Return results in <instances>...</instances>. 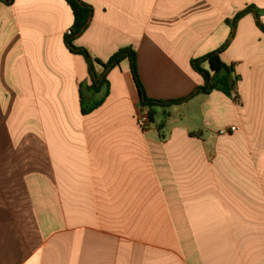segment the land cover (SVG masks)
<instances>
[{"label": "crops", "instance_id": "1", "mask_svg": "<svg viewBox=\"0 0 264 264\" xmlns=\"http://www.w3.org/2000/svg\"><path fill=\"white\" fill-rule=\"evenodd\" d=\"M81 1L93 12L75 46L102 62L131 47L153 99L203 85L190 61L226 42V20L253 6L264 25V0ZM72 22L65 0L0 1V264H264V34L254 15L236 22L220 56L238 101L214 90L171 106L162 132L137 125L127 60L82 114L86 63L63 42ZM82 91L87 105L100 98Z\"/></svg>", "mask_w": 264, "mask_h": 264}, {"label": "trees", "instance_id": "2", "mask_svg": "<svg viewBox=\"0 0 264 264\" xmlns=\"http://www.w3.org/2000/svg\"><path fill=\"white\" fill-rule=\"evenodd\" d=\"M1 2L10 5L14 0H0ZM73 15V22L69 29L71 33L65 35L63 42L67 50L75 55L83 57L86 63L87 74L89 76V84L84 87L81 86L80 99H81V112L86 115L99 107L104 98L108 95V80L109 72L119 64L127 60L129 63V70L135 84V88L139 98V105L141 110L147 111V116L150 124H155L158 132H162L164 128L165 119L169 116L167 109L171 106L181 105L198 95H206L212 91H220L234 101H238V96L235 92V80L233 76V66L225 64L221 60V53L227 48L233 36L236 22L245 14L252 13L255 18L257 28L264 34V25L260 21V11L253 6H247L243 11L237 13L232 20H226V23L231 27L229 38L224 44L214 51L206 55L191 59L190 65L192 69L203 78V85L196 87L188 95L177 99H153L147 96L142 81L139 77L137 70L136 52L131 47L121 48L113 53L109 59L102 62L98 59L91 57L88 51L84 48L77 47L74 41L86 30L92 17V7L81 0H65ZM207 62L209 69H204L202 64ZM100 65L102 72L96 73L95 66ZM232 79V85L229 80ZM84 89L86 92L93 96L100 95L97 101L87 105Z\"/></svg>", "mask_w": 264, "mask_h": 264}, {"label": "built area", "instance_id": "3", "mask_svg": "<svg viewBox=\"0 0 264 264\" xmlns=\"http://www.w3.org/2000/svg\"><path fill=\"white\" fill-rule=\"evenodd\" d=\"M71 33L70 30H68L66 32L67 35H69ZM149 120H148V116H147V111L146 110H142L139 115L137 116V125L141 128V129H147L149 127ZM235 130V127H230L228 129H221L219 130V134L220 135H224L228 132H232Z\"/></svg>", "mask_w": 264, "mask_h": 264}, {"label": "water", "instance_id": "4", "mask_svg": "<svg viewBox=\"0 0 264 264\" xmlns=\"http://www.w3.org/2000/svg\"><path fill=\"white\" fill-rule=\"evenodd\" d=\"M229 84L232 85V79L229 80Z\"/></svg>", "mask_w": 264, "mask_h": 264}]
</instances>
